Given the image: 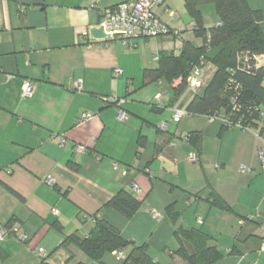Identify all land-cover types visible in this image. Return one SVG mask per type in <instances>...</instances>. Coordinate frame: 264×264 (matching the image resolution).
<instances>
[{
	"label": "crops",
	"instance_id": "crops-1",
	"mask_svg": "<svg viewBox=\"0 0 264 264\" xmlns=\"http://www.w3.org/2000/svg\"><path fill=\"white\" fill-rule=\"evenodd\" d=\"M122 1L0 0V229L18 224L17 232L0 239V264H96L77 247L60 245L71 235L86 238L100 220L135 244L145 243L160 264H183L175 253L176 230L191 227L221 254L209 264H264L258 154L264 152V114L251 128L227 127L204 114L174 121V110H186L214 66L199 67L197 90L179 94L178 78L152 80L144 71L156 68L162 53L178 55L184 41L201 44L194 17L185 0H163L153 11L177 31L173 37H139L128 48L90 36L100 12ZM247 2L261 11L264 34V0ZM197 9L204 28L219 23L212 2L200 1ZM258 57L264 61V53ZM75 79L79 89L69 83ZM27 82L33 84L29 98L22 96ZM84 113L91 116L83 119ZM191 153L197 161H189ZM242 165L248 170L240 173ZM119 191L140 203L131 217L106 205ZM115 252L105 253L102 263L121 264Z\"/></svg>",
	"mask_w": 264,
	"mask_h": 264
},
{
	"label": "trees",
	"instance_id": "trees-1",
	"mask_svg": "<svg viewBox=\"0 0 264 264\" xmlns=\"http://www.w3.org/2000/svg\"><path fill=\"white\" fill-rule=\"evenodd\" d=\"M200 1L203 0H185V5L194 17L193 31L201 38V44L196 46L184 41L178 55L162 53L157 67L145 69L144 76L167 81L180 78L174 90L179 94L187 87V77L210 63L215 71L201 91L193 94L186 111L207 116L219 114L231 122L239 121L246 128L255 127L264 114V70L257 60V56L264 53V34L260 28L262 13L252 9L247 0H204L215 5L219 16V23L206 29L201 25L197 9ZM222 123L229 126L227 122ZM139 204L125 191H119L106 203L125 217H131ZM167 214L173 219L170 208ZM176 234L179 247L175 253L183 264H209L221 256L210 237L200 229L178 228ZM70 245L96 264H103L101 259L105 253L127 247L130 249L121 264H160L149 256L145 243L135 244L124 238L115 226L102 220L95 223L86 238L71 235L60 246L68 250ZM39 264L47 263L42 260Z\"/></svg>",
	"mask_w": 264,
	"mask_h": 264
},
{
	"label": "built area",
	"instance_id": "built-area-1",
	"mask_svg": "<svg viewBox=\"0 0 264 264\" xmlns=\"http://www.w3.org/2000/svg\"><path fill=\"white\" fill-rule=\"evenodd\" d=\"M163 0H123L121 3L111 6L110 8L106 9V11L100 12V19H99V26H101L105 32V34L108 35L107 38H114L119 41L123 45H127L128 48L135 47L136 44L134 41L139 37H155L158 35H165V34H172L177 35V31H172L169 26L162 22L153 11L154 6L161 4ZM128 42L130 44H128ZM259 57L257 56V60ZM260 60V59H259ZM258 64L262 65L264 64V61H259ZM115 75H118L121 73L120 69H115L114 71ZM199 75V70L195 69L186 79L187 83L191 87H198L200 85L199 80H196V77ZM180 81V78H178ZM69 83L72 87L79 89L81 80L75 79L70 80ZM33 94V84L31 82H27L23 91L22 96L23 97H31ZM112 100H115V97H111ZM155 102L156 105L161 106V95L157 94L155 96ZM188 112L185 109H176L172 113V119L174 121H178L182 116L187 115ZM91 116L90 113H84L81 115V118H89ZM118 118L124 119L126 117L125 112L119 110L118 111ZM210 118H219L221 121H224L229 126L237 125L242 128L244 127L239 121L231 122V120L228 117H222L219 114L211 115ZM165 125H160V128H164ZM77 151H84L85 146L83 145H77L76 146ZM259 158L262 164V167L264 168V152L260 149L258 151ZM197 154L191 153L189 154V161L195 162L197 161ZM248 170V168L244 165L240 166L239 172L242 173L244 171ZM45 182L49 185L53 184V180L50 176H47L45 179ZM53 213L56 214V210H53ZM154 214V213H153ZM156 214H154L155 216ZM199 222H201V219H199ZM18 224L16 222H11L8 228H2L0 229V239H2L5 235H7L10 232H17ZM18 237L21 240H26L27 235L25 233L19 232ZM36 252L39 256L44 255V249L42 247H38L36 249ZM116 255L119 258H123V252L122 251H116Z\"/></svg>",
	"mask_w": 264,
	"mask_h": 264
},
{
	"label": "water",
	"instance_id": "water-1",
	"mask_svg": "<svg viewBox=\"0 0 264 264\" xmlns=\"http://www.w3.org/2000/svg\"><path fill=\"white\" fill-rule=\"evenodd\" d=\"M89 34L92 36L94 39H105L108 37L107 34H105L103 28L101 26H92L89 28Z\"/></svg>",
	"mask_w": 264,
	"mask_h": 264
},
{
	"label": "rangeland",
	"instance_id": "rangeland-1",
	"mask_svg": "<svg viewBox=\"0 0 264 264\" xmlns=\"http://www.w3.org/2000/svg\"><path fill=\"white\" fill-rule=\"evenodd\" d=\"M209 7H211V9H213L212 7L213 6H209ZM169 26V28L172 30V31H176L175 29H173L170 25H168ZM165 35H170V36H172L173 37V35L172 34H165ZM158 36H161V35H158ZM156 37V36H155ZM172 44L171 45H173L174 46V43L176 44V46H178L179 44H178V41H170ZM198 78H200V75H198L197 76ZM187 88H190V93H192L194 90H197V88L196 87H190V85H188L187 84ZM193 90V91H192ZM159 91H160V93L162 94V95H164V94H167V92L165 93V91L164 90H160L159 89Z\"/></svg>",
	"mask_w": 264,
	"mask_h": 264
}]
</instances>
